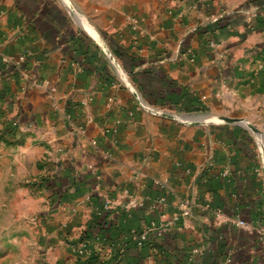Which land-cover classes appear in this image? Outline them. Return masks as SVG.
<instances>
[{"label": "crops", "instance_id": "0c3cea01", "mask_svg": "<svg viewBox=\"0 0 264 264\" xmlns=\"http://www.w3.org/2000/svg\"><path fill=\"white\" fill-rule=\"evenodd\" d=\"M5 173L43 177L50 235L108 222L96 261L0 264H264V0H0Z\"/></svg>", "mask_w": 264, "mask_h": 264}, {"label": "rangeland", "instance_id": "374dc122", "mask_svg": "<svg viewBox=\"0 0 264 264\" xmlns=\"http://www.w3.org/2000/svg\"><path fill=\"white\" fill-rule=\"evenodd\" d=\"M9 130L8 133H11ZM5 156L8 158L7 162H11V154ZM6 176L8 178H4L2 181L3 187L0 186V244L6 246L4 247L6 248L5 251L11 247V244H19L25 248L20 251V255L26 256L28 253L31 254V251H27L30 244L28 242H33L36 245V251H34L36 258L40 259L44 255L43 246L59 237L67 244L69 252L76 260H87L92 256L98 258L99 254L94 246L107 239V235L103 234V232H107V219L105 224L95 225L96 231H99L97 233L90 231L92 224L98 221L97 217H100L94 212L91 218L82 224L83 227H68L67 235H61L60 232H56V235H50L51 229L60 228L61 225L58 216L51 215L56 210H53L50 204L46 202L47 191L43 185V177L30 178L29 182L21 180L16 186L17 182L11 179V174L6 175L5 173L4 177ZM108 204L106 203L104 207L106 208ZM133 204L138 206L140 202L135 201ZM73 222L75 221L73 220ZM99 227L100 229H97ZM81 243L89 244L88 252L77 251V247Z\"/></svg>", "mask_w": 264, "mask_h": 264}, {"label": "built area", "instance_id": "2783aa9c", "mask_svg": "<svg viewBox=\"0 0 264 264\" xmlns=\"http://www.w3.org/2000/svg\"><path fill=\"white\" fill-rule=\"evenodd\" d=\"M6 59L22 61L24 59V56L23 55L19 56V57H17V59H15L13 57H9ZM235 224L237 226H240V227H245L247 225L246 222L244 220H241V219H237L235 221ZM162 229H163L162 224H156L155 222H151L148 226L144 227L142 230H138V231L133 230L132 236H133V239L135 241V244L137 245V247L141 248L148 241V237H149V234L151 232H155L156 235L159 236L161 234ZM260 231H261V237L264 238V225L261 226ZM88 246H89V244L81 243L78 245L77 251H79L81 253H83L85 251L88 252L89 251ZM205 264H208V263H205Z\"/></svg>", "mask_w": 264, "mask_h": 264}, {"label": "trees", "instance_id": "16d2710c", "mask_svg": "<svg viewBox=\"0 0 264 264\" xmlns=\"http://www.w3.org/2000/svg\"><path fill=\"white\" fill-rule=\"evenodd\" d=\"M101 224H102V223H101L100 221H96L94 224H92V226H91V228H90V231H91L92 233H97V232H99V231H96L95 225H101ZM90 259H92L93 261H94V260L96 261L97 257L92 256ZM90 259H89V260H90Z\"/></svg>", "mask_w": 264, "mask_h": 264}, {"label": "water", "instance_id": "95a60500", "mask_svg": "<svg viewBox=\"0 0 264 264\" xmlns=\"http://www.w3.org/2000/svg\"><path fill=\"white\" fill-rule=\"evenodd\" d=\"M233 121H237V120L235 119V120H233Z\"/></svg>", "mask_w": 264, "mask_h": 264}]
</instances>
